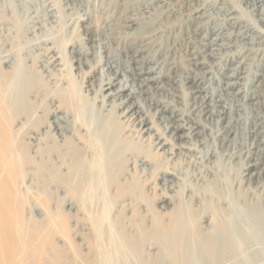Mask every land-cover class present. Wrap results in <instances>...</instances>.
Wrapping results in <instances>:
<instances>
[{
  "label": "bare ground",
  "instance_id": "bare-ground-1",
  "mask_svg": "<svg viewBox=\"0 0 264 264\" xmlns=\"http://www.w3.org/2000/svg\"><path fill=\"white\" fill-rule=\"evenodd\" d=\"M126 1L128 2V0ZM241 1L244 5H246V7L250 8L251 12H258V14L255 12L254 14H256L259 19L263 18L264 8L262 5H264V0ZM139 2H141V0ZM150 3L155 4V7H159L160 10L155 12L150 9V6L146 7L144 5V8H146L144 11L146 21L143 22L144 24L142 23L143 30H145L144 32L142 31L143 33L141 35L143 40L141 43L138 41L139 45L128 46L126 49L125 55L127 57L128 64L125 66L123 64L122 66L117 62L118 64L116 63V65H114V61L111 60L110 57H105L103 60H101L103 61V65L99 73L101 79L98 83L99 85L96 91V93L101 96L99 105L100 109L107 111V105L110 106V110L119 108L117 116L122 118L121 123L124 121H129L131 122V126L136 127L134 133H132L133 137H137L138 140L142 142H147V144H149V148L151 147L155 152H159V155H165L164 157L168 158V161L169 159L173 158L175 160H179L183 156L187 157L188 150H191V148L186 145L187 141H189V144L192 146L196 143H198L200 146H203L204 142L201 141L202 138H206L205 134L206 136L210 135V138L213 139V142L217 143V141H219L220 147L230 149L231 152L228 154V158H232V156H234L237 158V160H242V164L245 161V164L242 166L244 170L241 172L242 176L240 177L242 178V181L247 184V188H263L264 69L259 72L256 71L252 80L250 81L251 87H248L246 83V79L248 78L246 76L245 55L243 53L250 54L260 49L264 50V31L258 30L252 22H250L249 26L245 25L243 21L233 13V11H230L231 9L224 10V8L221 7H219V9L222 10L224 14V18L222 19L223 25L218 26V24H216L218 22H212L210 16H206L204 11H202L199 0H152ZM175 5H179L181 7L180 14L185 16L186 20L195 26L193 30L194 34H200L203 27L199 26V23L202 19H204V16L205 21H211L213 23V26H211L210 29V24H208L207 27L210 31L208 33L212 34V36L204 35L202 48H191L192 50H188L187 53L188 62L191 65V68L190 73L185 76L184 80L182 79L183 81L181 84L184 89V94L186 96L188 95L189 97V103L187 104L189 106V112L187 114H184V112L177 113L174 109L169 108L167 105L158 103V101L153 97V94H155L157 91L166 89L167 85H170L167 88H172V83L177 84L179 81L177 82L175 79L179 80V78H177L178 73L176 74V78L174 75L176 72L174 70V72H172V70H169V72H164L162 70L163 72L160 71L156 75H151L154 67L150 63H158V59L154 58V60L151 59L149 60L150 62H148L143 56L144 53L142 55V52L145 50V46L151 43L152 39L154 38V35H151L156 29L154 26L156 24L158 25L159 21H162L160 19L164 15L165 18L167 15L168 20H170L169 15H173L176 11L174 8L177 6ZM120 7L119 9H121ZM186 20L184 21L186 22ZM118 21L121 23V20ZM127 22L128 27L137 24L135 19H129ZM162 22H167V20ZM169 22L171 23V21ZM190 23L189 25H191ZM166 25L163 27L165 29L162 28V30H167L166 27L169 24L167 26ZM117 26L119 25L117 24ZM113 30H115V28ZM118 30L120 31V29ZM86 31L88 32L87 28ZM87 35V40L90 41L91 44H88V46L85 45L86 47H80L81 51L85 49L89 50L95 47L98 53L104 47V45H106L105 42L100 38H96V35L90 36L89 32ZM171 38L173 39V36ZM181 38L184 39V37ZM237 38L243 40V53H241L238 57L227 56L225 58V62L220 66L222 78L218 79L217 86L211 88L210 86H205L204 82L207 79L206 75L208 73L205 68L211 63L210 59L217 57L218 52L220 54V51L225 49V47L228 49L229 47L234 46V43L231 44V42L237 40ZM128 41L129 40L127 39V42ZM185 41H187V39L184 40V42ZM170 46L172 45L170 44ZM160 49H162V47ZM80 50L75 49L71 52H78L81 54ZM166 52H168V50ZM6 61L8 60H5V62ZM164 63L166 64V62ZM104 70H106V73H104ZM125 71L128 72V75L125 73ZM18 72L19 71L15 69L13 72H4L0 70V264H107V259H112L115 261V263H117L119 260L118 262L125 264L129 258L134 259L133 264H143L142 247L146 240H153L158 245L159 256H156L157 259L153 257L154 259L152 258L150 262H146L145 264H161L163 260H168L172 264H236L233 263L232 259H234L233 257L236 256V252L239 250L241 245H243L244 241H247L245 240L246 234L247 236L250 235L253 239L252 234L264 231V204L260 200H252L250 197L249 198L251 201L249 202L246 197L243 198L245 193L239 192L238 194H240L239 199H241V208L238 210H234V208H232L233 202L231 204L227 202L228 207H222V205L220 206V202V204H218V201L214 202V200L213 202L206 203V210H210V216L212 217V221L210 227L208 226V229H203L204 227H201L198 217L193 213L192 210L186 211V207H184L182 203H179L174 207V210L171 212L168 221L165 220L166 222H164L160 219H152L155 222H153L155 227L154 229L152 228L150 231H148L145 230L144 227H141V225H137V238L132 239L120 236L121 239L119 240L120 242L118 243V246L124 249L125 254L122 253V250V255H111L109 248L108 251L110 252V255H107L108 251H104V248L103 251L97 248H91L90 252L87 254L78 248H73L72 255L65 256L66 253L62 249L63 247H59L61 244L58 246V242L56 245V242H54L55 240L53 238L55 234L59 232V229H61L59 227H62L63 231H65L64 228L70 216L62 209V202H55L52 200V190L50 188L51 185H53L56 189L60 188L63 190L64 188L66 195L74 200L75 204L78 205V208L81 207V210L84 208L87 210L99 209L101 210V213L104 211L101 220H105L107 217L105 212L107 210L108 200L106 196L108 195L102 196V198L99 200L97 194H99L98 191L100 189H105L104 186L107 187V181H112V183L114 181V175L107 173V162L118 164L121 163L124 158V153L128 148L131 147L132 149V146H135V142L131 141L128 136L121 135L117 127L107 126V118H101L99 120L98 129L95 134H82L80 137L82 138L80 140H83L84 144L88 148L92 149V156L91 158H88L86 152L81 150V148L76 145V141L74 142L72 137L66 135L65 130L62 128L63 126L59 123L63 116L54 114V119L48 124V131H53L54 134L57 135L58 140H51L50 136L46 134L45 137H48L47 140L45 139L46 143H43L37 147L38 151L36 152L35 156L28 154L27 150L29 147L27 146L28 144L24 142V136L29 132V127L32 128L39 125L40 117L34 114L35 105L30 100H28L26 95L29 91L38 89L39 83L36 80H31L28 76H24L22 74L20 75ZM117 73H122L123 79L115 81V76ZM18 75L20 79L19 81L22 85L18 88V90H13L11 95L5 96L8 88L11 87V80L16 79ZM103 77L107 79H103ZM105 85H107L106 88H104ZM125 89L128 90L127 93L124 92ZM74 90L75 92L68 90L67 92L59 91V93L61 96L65 95L63 96V99H66V101L69 102V104H66V102L62 101L63 104H66L68 106L67 108L70 109L74 107V112L77 115L76 117H78L79 120H82L84 116L82 115L83 117L81 119L80 110L82 109H80V106L83 103V97L79 91H76V86H74ZM41 97L43 98V96ZM109 98H111V100L108 102L107 99ZM49 103L51 102H48V104ZM150 110H154L152 114L162 120L163 127L166 130L162 131L161 133L156 132L155 136V133H152L150 130V128L153 126V122L147 118L149 116ZM48 115L50 114L48 113ZM70 119L72 118L70 117ZM18 120L23 122H18L21 125L17 128L16 123ZM149 123H151V126H148ZM241 125L243 127H241ZM79 126L81 125H78V127ZM205 129L209 130L208 135L207 132L205 133ZM41 135L43 134L36 133L34 137L39 136V141L41 139ZM145 135L147 137H145ZM151 136H153L152 140ZM198 137H201V139H198ZM185 149H187V151H185ZM31 150L33 149L31 148ZM193 154L189 156L194 157L193 159H196L194 156L195 154ZM221 154H219V156ZM203 155V157H205L206 154ZM53 156H55L56 163H58V166L56 167L53 165ZM129 156H126V158ZM107 157H109L108 161ZM213 157L217 159V154H215L214 151L213 153L210 151L207 153L205 159L208 161V163H210L211 158ZM139 162V165L141 166L149 164L145 159H139ZM188 164L190 165V163ZM24 165L32 166L35 171V175L41 182L40 187L45 198L41 205L45 206V208L41 205L40 206L43 210H47V217L45 221H38L35 219V217L33 218L25 213L27 196L25 197L23 194L25 192H23L21 189V183H23V180L20 181V177L23 175L22 168ZM151 166L153 167V165ZM147 167L149 168V166ZM139 169L141 170V168H138V170ZM178 172L175 171V168L171 171H169V169L167 170L166 168V171L161 178L163 180V184L175 186V183L182 179V175H179ZM126 177L129 178L128 176ZM206 177H209V175ZM241 178H239V180H241ZM219 181L220 179L217 181V183ZM137 185H139V183ZM195 185H197L196 182ZM206 185L208 186L207 183ZM214 186L215 185H212L213 189H211V193L217 196L218 200L223 198L225 199L227 194H225L226 192L224 193L225 195L222 194L223 188L221 191H219L217 190L218 187L215 189ZM139 188L141 189V187ZM182 188H184V186ZM232 191L234 192V190ZM119 192H122V190L119 189ZM143 193L144 191L141 194ZM201 194L202 193H200V196H202ZM249 194H251V192ZM141 196L143 197V195ZM209 197L211 198V196L207 195L206 198ZM39 200L40 199H38V202L40 204ZM183 200L184 199H182V201ZM69 203L71 204L70 201ZM109 205L110 204H108V206ZM29 206H31V204ZM150 214L152 215L151 212ZM135 217L136 215L134 218ZM241 221H243V226L240 225ZM73 222L74 220L72 223ZM110 224L112 223H109V225ZM133 224L135 226V223ZM207 225H209V223H207ZM246 225L248 226L249 230L247 229V231H243L242 227ZM65 233L66 232H64V234ZM69 244L70 243H68V245ZM112 245L111 248L113 247V249H117L118 246L115 247V245ZM91 246L94 247V244ZM95 249L97 252H94ZM89 254L91 256H89Z\"/></svg>",
  "mask_w": 264,
  "mask_h": 264
},
{
  "label": "rangeland",
  "instance_id": "rangeland-1",
  "mask_svg": "<svg viewBox=\"0 0 264 264\" xmlns=\"http://www.w3.org/2000/svg\"><path fill=\"white\" fill-rule=\"evenodd\" d=\"M139 1L140 0H128V3L126 0H0V70L4 72H13L14 69L18 70V73L20 75L22 74L24 76H28L31 80H36L39 83L38 89H33L32 91H29L26 95L28 100H30L35 105L34 114L40 117L39 125L32 128L29 127V132L24 136V142H26L28 144L27 146L29 147L27 150L28 154L35 156L36 152L38 151L37 147H39L43 143H46V140L48 138L45 137L46 134L50 136L51 140H58L57 135L54 134L53 131H48V124L54 119V114L63 116L59 123L63 126L62 128L65 130L66 135L72 137V139H74V142L76 141V145L80 147L81 150L86 152L88 158H91L92 156V149L88 148L84 144V141L80 140L82 139L80 137L82 136V134H95L98 129L99 120L101 118H107V126L117 127L121 135L128 136L131 141L135 142V146H132V149L131 147L128 148L127 151L124 153V158L121 163L118 164L113 162H107V173L114 175V181L113 183L112 181H107V187L104 186L106 190L102 188L98 191L99 194H97L99 200L100 198H102V196L108 195L106 196L108 200L107 210L105 212L107 220H101L104 211H102L101 213V210L99 209L87 210L82 208L81 210V207L78 208V205L75 204L74 200H72L71 198H69L68 195H66L64 188L63 190L60 188L56 189L53 185H51L50 188L52 190V200H54L55 202H62V209L66 211V213L70 216L66 222L64 228L65 231H63L62 227H59L62 230L59 229V232L56 233L53 238L55 240L54 242H56V245L58 242V246L61 244L59 247H63L62 249L66 253L65 256L72 255L73 248H78L81 251L86 252L87 254L90 252L91 248H97L102 251L104 248V251L106 252L109 248L111 255H122L121 252L123 250L122 253L125 254L124 249L118 246V243L120 242L119 240L121 239L120 236L132 239L137 238V225H141V227H144L145 230L148 231H150L152 228L154 229V220L160 219L164 222L168 221L171 212L174 210V207L179 203H182V205L186 207V211H193V213L198 217L201 227H204L203 229H208V226L210 227L212 217L210 216V210H206V203L213 202V200L214 202L218 201V204L221 203L220 206L222 205V207H228V203L231 204L233 202L232 208H234V210H238L241 208V199H239L240 194L238 193L244 192L245 194L243 198L246 197L249 202L251 201V198L252 200H260L264 204V187H251L248 189L246 186L247 184L243 182L242 178L240 177L242 176L241 172L244 170L242 166L245 164V161L242 164L243 161L238 159V163L237 158L234 156H232V158H228L227 156L231 152L230 149L220 147L219 141H217V143L213 142V139L210 138V135H208V129H205V133L207 132L208 135L206 136L205 134V137L207 139L202 138L201 140L204 142L203 146L198 145V143L192 146L189 144L190 142L187 141L186 145L191 148V150H188L187 152V157L183 156L179 160H175L173 158L169 159L168 161V158L164 157L165 155H159V152H155L151 147L149 148V144H147V142H142L138 140L137 137H133L132 133H134L136 127L131 126V122L129 121H124L121 123L122 118L120 116H117L119 108L111 109V111L110 106L107 105V111L100 109L99 105L101 96L98 95L96 91L99 85L98 83L101 79L99 75L103 65V61L101 60H103L105 57H110L111 60L114 61V65H116L117 62L119 63V65L122 66L123 64L124 66L128 64V60L125 55L126 49L128 48V46L139 45V42L141 43V41L143 40L141 38V35L145 30H143L142 23L146 21V17L144 15V11L146 10V8H144V5L146 7L150 6V9L155 12L157 10H160L159 7H155V4L150 3L152 0H141V2ZM199 4L200 7H202V11H204L206 16H210L212 22H218L216 23L218 24V26L223 25L222 19L224 18V14L222 10L219 9V7H221L224 8V10L231 9L230 11H233V13L237 17H239L245 25L249 26L250 22H252L258 30L264 31V16L262 18L263 20L259 19L256 15L258 14V12H251L250 8L246 7V5H244L241 0H199ZM119 7L121 9H119ZM262 7L264 8V5H262ZM180 8L181 7L179 5L174 8L176 11L173 15H169L170 20H168L167 15L166 18L165 15L161 17L160 20H167V22L159 21L158 25H155L157 27L154 26V28L156 29L151 35H154L155 39L153 38L152 42L145 46V50L142 52V55L144 53L143 56L148 62H150L149 60L151 59L154 60V58L158 59V63H150L154 67V70L151 72V75H156L160 71L169 72V70H172V72H176L174 73L176 78V74L178 73L177 78H179V80L175 79L177 82L179 81L177 84L172 83V88H167L168 86H170L167 85L166 89H161L157 91L155 94H153V97L158 101V103L167 105L169 108L174 109L177 113L184 112V114H187L189 112V106L187 105L189 103V97L188 95L186 96L184 94V89L181 85L182 81L185 79V76L190 73L191 68V65L188 62L187 53L188 50H190L191 48H202V43L204 42V35L212 36V34L208 32H210L209 29L211 26H213V23L211 21H205L204 16V19H202L199 23V26L203 27L200 34H194L193 30L195 26H193L192 23L186 20L185 16L180 14ZM254 12L256 14H254ZM212 18L215 19L213 20ZM129 19H135L137 21V24L128 27L127 21ZM118 20H121V23ZM184 20H186V22ZM169 21H171V23ZM116 23L119 26H117ZM165 23L167 25L171 24L172 26L168 25V27ZM189 23L191 25H189ZM208 24H210L209 29L207 28ZM165 25L167 26V30L164 31L162 30V28ZM86 28L88 29L90 36L96 35V38H100L106 44L98 53L95 47L89 50H80V47H86L88 46V44H91L90 41L87 40L88 32L86 31ZM114 28L115 30H113ZM117 28L120 29V31ZM172 36L173 39L171 38ZM181 37H184V39ZM127 39L129 41H132L127 42ZM186 39L187 41L184 42V40ZM242 43L243 40L237 38V40L231 42V44H233L234 46H231L228 49L227 47H225V49H222L220 51V54L218 52L217 57L210 59L211 63L207 65L208 68H205L208 71L206 75L207 79L204 82L205 86H210V88L217 86L218 79L222 78V75L220 73V66L225 62V58L227 56L238 57L241 53H243L244 49L242 48ZM170 44L172 46H170ZM161 47L162 49H160ZM75 49H79L81 54L78 52H71ZM166 49L168 50V52H166ZM262 50L263 49H260L258 51H255L256 53L252 52L250 54L243 53L245 55L244 58L246 64V76L248 78L246 79V83L248 87H251L250 81L252 80L256 71L259 72L264 69V50L263 52ZM5 60L8 61L5 62ZM164 62H166V64ZM104 73H106V70H104ZM125 73L128 75V72L125 71ZM115 77V81L123 79L122 73H117ZM103 79L107 78L103 77ZM19 80V75L16 77V79L11 80L10 86L12 88H8V91L6 92L5 96L11 95L13 90H18V88L22 85ZM73 85L76 86V91H79V93L83 97V103L80 106V109H82L80 110L81 119L84 116L82 120H79V118L76 117L77 115L74 112V107H72V109L67 108L68 106L66 104H69V102H67L66 99H63V96L65 95L61 96L59 93V91L67 92L68 90L75 92ZM106 87L107 85L104 86V88ZM124 92L127 93L128 90L125 89ZM41 96H43V98ZM38 99H40L41 101ZM110 100L111 98L107 99L108 102ZM62 101L66 102V104H63ZM48 102L51 103L48 104ZM153 111L154 110H150L149 116L147 118L151 122H153V126L150 128V130L152 133H155V136L156 132L161 133L162 131L166 130L163 127L162 120L152 114ZM48 113L50 115H48ZM69 116L72 119H70ZM18 122L22 123L23 121H17V128L21 125ZM78 125L81 126L78 127ZM148 126H151V123H149ZM241 127L243 126L241 125ZM75 130L78 132H76ZM36 133L43 134L41 135V139L39 141V136L34 137ZM145 137L147 136L145 135ZM152 139L153 136H151V140ZM198 139H201V137H198ZM205 144L208 148L205 147ZM31 148L33 150H31ZM212 150L215 152V154H217V159L214 158L216 157L214 156L213 158H211V162L208 163L205 158L207 153H209L210 151L213 153ZM185 151H187V149H185ZM199 152L200 154H202L200 155ZM191 154H193L196 159H193L194 157L189 156ZM203 154H206L205 157H203ZM219 154H221L222 157L221 155L219 156ZM126 156L129 157L126 158ZM53 157V165L56 167L58 166V163H56L55 156ZM108 159L109 157H107V161ZM139 159H145L149 164L141 166L139 165ZM186 159L191 160L186 162ZM199 159L201 162L199 161ZM176 161L180 163H177ZM188 163H190V165ZM151 165H153V167ZM147 166H149V168ZM138 168H141V170H138ZM166 168L167 170L169 169V171L175 168V171H179V175H182V179L179 180V182L175 183V186L163 184V180L161 178L165 173ZM22 170L23 178L20 177V181L23 180L22 182L27 184L25 185L21 183V189L23 192L26 193L23 194L25 195V197L27 196V203L25 204V213L33 218L35 217V219L38 221H45L47 217V210H43L42 207L45 208V206L41 205L42 202L45 200L40 187L41 182L35 175V171L32 166L24 165ZM209 173L211 175H215L216 180L215 176H211ZM208 175L209 177H206ZM126 176H128L129 178H127ZM239 178H241V180H239ZM209 179L211 180V182ZM212 179H214L215 181ZM219 179L220 181L217 183ZM195 182L197 185H195ZM239 182L241 183V185ZM138 183L139 185H137ZM206 183L208 184V186L206 185ZM212 185H215V189L218 187L217 190L219 191H221L223 188L222 194L226 192V198L218 200V197L211 193V189H213ZM219 185L221 186V188ZM183 186L184 188H182ZM139 187H141V189ZM119 189H121L122 192H119ZM142 190L144 191L143 194H141L143 192ZM232 190H234V192ZM250 192L251 194H249ZM200 193H202V196H200ZM141 195H143V197ZM207 195L211 196V198H206ZM38 199H40V204L38 202ZM182 199L184 200L182 201ZM69 201L71 202V204L69 203ZM30 204L31 206H29ZM108 204H110V207L108 206ZM148 208L152 210L150 211ZM150 212L152 213V215L150 214ZM135 215L136 217L134 218ZM73 220L74 222L72 223ZM242 222L243 221L240 222L241 226H243ZM109 223L112 224L109 225ZM133 223H135V226ZM207 223H209V225H207ZM242 228L243 231H247L248 226L246 225ZM108 229L110 232L108 231ZM64 232L66 233L64 234ZM96 235L98 236V238ZM252 237L253 239L250 235L247 236L246 234L245 240L247 241H244L243 245H241L239 250L236 252V256H234V259H232L233 263L242 264L243 261V264H264V231L252 234ZM110 240L112 241V243ZM67 242L71 245L69 244V246ZM100 242H102L103 244ZM93 244L94 247L91 246ZM112 244L115 245V247L118 246L121 250L118 247L117 249H113V247L111 248ZM112 249L113 251L115 250L114 252L116 253H114ZM94 252H97V250L95 249ZM110 252L108 251L107 255H110ZM142 252L143 264H145L146 262H150L153 257L157 259V257L159 256L158 245L153 240L145 241L142 247ZM89 256L91 255L89 254ZM107 260V264H124L118 262L119 260L117 261V263H115V261L112 259ZM133 260V258H129V260H127L125 264H133ZM161 264L172 263L168 260H163Z\"/></svg>",
  "mask_w": 264,
  "mask_h": 264
}]
</instances>
